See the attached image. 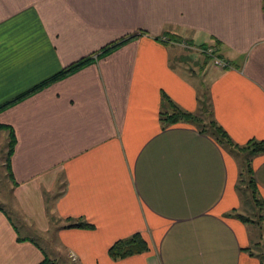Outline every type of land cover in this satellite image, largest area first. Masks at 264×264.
Here are the masks:
<instances>
[{"label":"crops","instance_id":"0c3cea01","mask_svg":"<svg viewBox=\"0 0 264 264\" xmlns=\"http://www.w3.org/2000/svg\"><path fill=\"white\" fill-rule=\"evenodd\" d=\"M90 55L0 109L18 212L0 204V264H263L241 217L255 201L246 161L192 122L161 119L166 95L240 145L264 140L263 0H0V107ZM247 157L264 210V153ZM136 233L149 250L112 259Z\"/></svg>","mask_w":264,"mask_h":264},{"label":"trees","instance_id":"16d2710c","mask_svg":"<svg viewBox=\"0 0 264 264\" xmlns=\"http://www.w3.org/2000/svg\"><path fill=\"white\" fill-rule=\"evenodd\" d=\"M263 8H264V0H263ZM123 41L121 42H115L107 45L102 49L101 52L98 53L96 58L101 55H105L106 53H109L110 51L114 50L116 47L121 45ZM95 59V56L90 55L88 57H85L83 59H80L79 61H76L72 63L71 65L65 67L55 75L49 77L48 79H45L41 83L35 85L32 89L27 91L24 94H21L13 101L6 103L0 107V109H3L5 106L14 103L22 98H25L29 95H31L34 92H37L46 86L50 85L53 82H56L71 73L77 71L78 69L82 68L83 66L89 64ZM164 107L170 108V110H164L161 114V119L164 127H168L170 125H174L180 122H192L194 123L202 133H207L213 136L222 146L228 148L229 150L234 151L236 150L239 154H245V155H256L264 153V140H257L252 139L248 141L245 145H240L233 141V139L230 137L228 132L220 125L217 121L213 120L211 122H205L203 118L197 114H194L192 112L186 111L183 108H181L179 105H177L170 97H167L164 95L163 99ZM8 129L10 131V144H9V151H8V169L11 172V164H10V157L13 154L14 146H15V134L13 129L9 128L5 125H0V129ZM248 175V186L252 190L253 198L256 202H260V199L258 198V189L256 186V182L254 179L253 169L251 165V159L246 157V168L244 171L241 172L242 181L245 180L244 177ZM241 217L247 222L251 221V219L248 216L241 215ZM70 227H76V228H92V225L86 224L84 222L79 223H71ZM149 250V244L146 241V239L140 234L136 233L130 237L120 239L116 241L109 249V255L114 260H120L124 259L136 254L145 253ZM40 264H56L54 261L50 259H45ZM264 264V263H263Z\"/></svg>","mask_w":264,"mask_h":264},{"label":"rangeland","instance_id":"374dc122","mask_svg":"<svg viewBox=\"0 0 264 264\" xmlns=\"http://www.w3.org/2000/svg\"><path fill=\"white\" fill-rule=\"evenodd\" d=\"M214 63V61H213ZM193 63H190V65L193 68V71L195 70L197 72L196 75H199L200 69L199 67H194V65H192ZM181 70L184 74H188V63H184L181 64ZM220 69L221 66L219 67ZM207 78V77H206ZM205 78V79H206ZM205 84H207V79L205 80ZM208 109L210 110V106L208 107ZM201 116V115H199ZM203 118V120L207 121L206 118H204L203 116H201ZM208 117H210V115H208ZM4 128L0 129V197L6 198L7 200L9 199V203L8 205L5 203L6 200L2 201L3 206H5L8 211H10V213H13V215L18 214V212L15 210V205H14V197H13V191L11 190V186L13 185L11 178H10V171L8 169V151H9V144H10V133H9V139L6 136V133L4 132ZM238 159L240 160V165L241 167L244 166V163L246 161V157L247 155L245 154H238ZM246 180L245 182H247L248 180V175L246 176ZM245 188V187H244ZM242 192H243V188ZM247 192L248 191H252L250 189L249 186H247ZM244 214L246 216H248L251 220H253V222L249 223V230L250 233L255 235L254 236V252L258 253L262 259L264 260V210H262V206L258 205L255 203V201L253 199H251V201H247L244 204ZM260 214H263V218H260ZM35 227V226H34ZM32 227V229L28 232V235L31 236L32 238H34L35 240L38 238V236L40 235L36 229ZM253 238V236H252Z\"/></svg>","mask_w":264,"mask_h":264},{"label":"built area","instance_id":"2783aa9c","mask_svg":"<svg viewBox=\"0 0 264 264\" xmlns=\"http://www.w3.org/2000/svg\"><path fill=\"white\" fill-rule=\"evenodd\" d=\"M162 39L164 41H170V39H168L166 36L162 37ZM179 44L187 46L185 42H179ZM204 52L213 59L215 65H217L218 67L221 66V68H225L228 65V63L217 54V50L215 49V47H207L205 48Z\"/></svg>","mask_w":264,"mask_h":264}]
</instances>
